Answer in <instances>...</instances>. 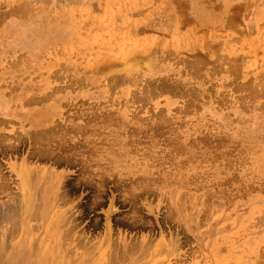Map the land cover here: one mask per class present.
I'll return each instance as SVG.
<instances>
[{"label":"rangeland","instance_id":"rangeland-1","mask_svg":"<svg viewBox=\"0 0 264 264\" xmlns=\"http://www.w3.org/2000/svg\"><path fill=\"white\" fill-rule=\"evenodd\" d=\"M0 134V264H264V0H0Z\"/></svg>","mask_w":264,"mask_h":264},{"label":"bare ground","instance_id":"bare-ground-1","mask_svg":"<svg viewBox=\"0 0 264 264\" xmlns=\"http://www.w3.org/2000/svg\"><path fill=\"white\" fill-rule=\"evenodd\" d=\"M28 11V10H27ZM237 38V37H236ZM151 64V63H150ZM137 65V64H136ZM146 67V66H145ZM140 68V67H139ZM127 69V68H126ZM145 69V68H144ZM112 79V78H111ZM121 85V84H120ZM78 87V86H77ZM144 94V93H143ZM144 106V105H143ZM69 110V109H68ZM8 111V110H7ZM10 112V111H9ZM82 112V111H81ZM8 113V112H7ZM11 113V112H10ZM113 114V113H112ZM44 116V115H43ZM49 116V115H48ZM47 117V116H46ZM40 118V117H39ZM45 118V117H44ZM50 118H51V116H50ZM45 120H47L48 121V119H45ZM44 122V120H40V122ZM73 121V120H72ZM106 121V120H105ZM145 121V120H144ZM2 122V121H1ZM8 122V121H7ZM49 122V121H48ZM50 122H51V120H50ZM136 122V121H135ZM9 123V122H8ZM142 123V122H141ZM40 124V123H39ZM38 124V125H39ZM42 124V126L43 125H45L44 123H41ZM41 124H40V126H41ZM49 125V124H48ZM71 125V124H70ZM83 126V125H82ZM77 128V127H76ZM76 130V129H75ZM36 132H37V130H35ZM41 131H43V130H38V133H41ZM51 131V130H50ZM61 131H64V129L63 130H61ZM4 133V132H3ZM43 133H45V132H42L41 133V135L43 134ZM63 133V132H62ZM65 133H66V131H65ZM71 133V132H70ZM2 134V133H1ZM1 134H0V136H1ZM50 134V133H49ZM3 135H5L4 136V138L6 137V134H3ZM3 135L1 136V137H3ZM45 135V134H44ZM46 135H47V133H46ZM45 135V136H46ZM53 135H55V134H52V136ZM66 135V134H65ZM74 135V134H73ZM49 136V135H48ZM56 136H57V134H56ZM90 136H91V134H90ZM7 137H8V135H7ZM6 137V138H7ZM42 137H43V135H42ZM57 137H59V136H57ZM89 137V136H88ZM46 138H47V136H46ZM60 138H62V137H60ZM59 138V139H60ZM64 138V137H63ZM71 138V137H70ZM9 139V138H8ZM12 139V138H11ZM15 139V138H14ZM20 139V138H19ZM19 139L16 137V140L17 141H19ZM42 139V138H41ZM40 139V140H41ZM67 139H68V136H67ZM82 139H84V138H82ZM5 140V139H4ZM3 140V141H4ZM47 140H48V138H47ZM69 140V139H68ZM86 140V139H85ZM92 140V139H91ZM1 141H2V139H1ZM1 141H0V155H2V156H8L9 154H13V153H15V152H17L18 150H20L19 149V147H20V143L22 142H19V145H18V143H17V141H16V143L15 142H8V143H1ZM14 141V140H13ZM58 141H60V140H58ZM79 141V140H78ZM50 142H52V141H50ZM66 142V141H65ZM64 142V143H65ZM94 143V142H93ZM22 144H23V142H22ZM42 144H43V141H42ZM56 144V143H55ZM89 144V143H88ZM131 145V144H130ZM53 146V145H52ZM92 146V145H91ZM94 146V145H93ZM36 147V146H35ZM58 147V146H57ZM95 147V146H94ZM46 148H47V146H46ZM44 146H41L40 148H39V150H37V151H35V152H37V155H38V158H40V159H42V160H45V159H47V158H49L50 157V155H52L51 153L53 152V151H50L49 149H46ZM49 148V147H48ZM95 150V149H94ZM77 153V152H76ZM17 154V153H16ZM69 154V153H68ZM80 155V154H79ZM90 155V154H89ZM80 157V156H79ZM91 157V156H90ZM82 158H84L83 156H82ZM3 159V158H2ZM94 159V158H93ZM95 160V159H94ZM87 161V160H86ZM26 161H25V159H22V161L19 163V166H15L14 164H11V171L13 172V173H15V176L17 177V189H18V196H19V198H18V196L17 197H9L8 198V200L7 201H4V202H2L1 203V206L5 209V208H8V207H15L16 205H19L20 206V209H22V208H25L26 206H27V204H28V202L30 201V199H31V189H32V186H31V182H30V177H31V175H32V173H34L33 171H34V168H32V167H29L26 163H25ZM31 162V161H30ZM91 162H92V160H91ZM10 163V162H9ZM172 163V162H171ZM88 164H89V162H88ZM100 166V165H99ZM1 169V168H0ZM40 169V168H39ZM42 170H43V168H41ZM58 169V168H57ZM43 171H45V170H43ZM95 171V170H94ZM4 173V172H3ZM46 175V174H45ZM44 175V176H45ZM4 176V175H3ZM2 176V177H3ZM91 176V175H90ZM6 177V176H5ZM1 178V177H0ZM44 178V177H43ZM3 179V178H2ZM54 179V178H53ZM33 180V179H32ZM37 180V179H36ZM46 180V179H45ZM42 181V180H41ZM48 181V180H47ZM38 182H39V179H38ZM34 183V182H33ZM52 183H54V181L52 182ZM42 184H43V182H42ZM41 184V185H42ZM36 186V185H35ZM34 186V187H35ZM44 185H42L41 186V189H40V194H41V196H42V199H44L45 198V186H47V184L43 187ZM38 187H40V184H39V186ZM10 188V184H9V182L8 181H3V180H0V194H7L6 192H7V190ZM49 189V188H48ZM36 190V189H35ZM55 190V189H54ZM38 192H39V190H38ZM35 193V192H34ZM124 193V192H123ZM40 194H39V201H41L40 200ZM53 194V193H52ZM48 196V195H47ZM50 196H51V194H50ZM49 196V197H50ZM33 198V197H32ZM35 198H36V196H35ZM51 198V197H50ZM63 198V197H62ZM34 201H36L35 203H38L39 201L36 199V200H34ZM33 201V202H34ZM38 201V202H37ZM43 201V200H42ZM29 203H31V202H29ZM41 203V202H40ZM32 204V203H31ZM34 204V203H33ZM39 205H41V204H39ZM31 206V205H30ZM37 206V205H36ZM37 207H39V206H37ZM34 210H35V207H32ZM37 209V208H36ZM19 210V209H18ZM24 209H22V211H23ZM32 210V209H31ZM27 211V210H26ZM11 212V211H10ZM9 212V213H10ZM21 212V211H20ZM35 212V211H34ZM18 213H19V211H18ZM22 213V212H21ZM31 213H32V211H31ZM74 213V212H73ZM8 214V213H7ZM26 214V213H25ZM19 215V214H18ZM13 216V215H12ZM17 216V215H16ZM15 217H13V219H14ZM66 220V219H65ZM2 221V220H1ZM6 221H8V220H6ZM5 221V222H6ZM9 221H11V220H9ZM13 221V220H12ZM72 223V222H71ZM17 224V223H16ZM14 229H15V227H13ZM73 230V229H72ZM64 231V230H63ZM68 231V230H67ZM64 238V237H63ZM81 242V241H80ZM76 245V244H75ZM73 247V246H72ZM106 253V252H105ZM2 256V255H1Z\"/></svg>","mask_w":264,"mask_h":264}]
</instances>
